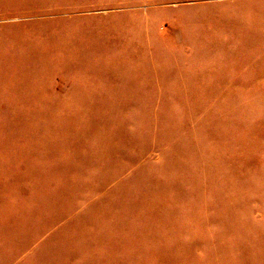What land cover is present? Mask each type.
I'll list each match as a JSON object with an SVG mask.
<instances>
[{
	"label": "rangeland",
	"instance_id": "1",
	"mask_svg": "<svg viewBox=\"0 0 264 264\" xmlns=\"http://www.w3.org/2000/svg\"><path fill=\"white\" fill-rule=\"evenodd\" d=\"M0 264H264V0H0Z\"/></svg>",
	"mask_w": 264,
	"mask_h": 264
}]
</instances>
